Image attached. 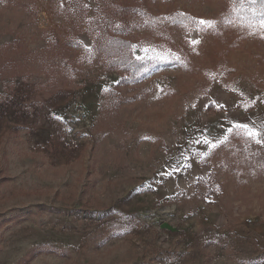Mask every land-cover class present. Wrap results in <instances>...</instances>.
Returning a JSON list of instances; mask_svg holds the SVG:
<instances>
[{"label": "rangeland", "instance_id": "1", "mask_svg": "<svg viewBox=\"0 0 264 264\" xmlns=\"http://www.w3.org/2000/svg\"><path fill=\"white\" fill-rule=\"evenodd\" d=\"M67 1H0V47L25 35L36 57L44 29L72 30ZM231 8L153 0L130 30L167 49L134 55L178 63L137 84L82 57L67 90L0 81V264L37 246L53 252L28 264H264V26Z\"/></svg>", "mask_w": 264, "mask_h": 264}, {"label": "trees", "instance_id": "2", "mask_svg": "<svg viewBox=\"0 0 264 264\" xmlns=\"http://www.w3.org/2000/svg\"><path fill=\"white\" fill-rule=\"evenodd\" d=\"M0 1L9 7L12 6L11 0ZM152 1L95 0L96 6L90 16L91 9L84 0H68V24L72 30L64 35H59L55 28L44 29L42 33L46 41L45 49L31 59H26L23 54V52H28L27 48H24L23 52L21 51L26 40L25 35H18L11 44L2 45L0 47V81L5 84L6 79L11 81L16 77L46 75L49 79L42 86L44 90H67L72 86L73 79L65 72L63 63H73L80 57L83 59L97 58L106 73L120 75L117 87L140 83L152 67L177 65L178 61L173 56L175 50L171 47L168 48L171 56L167 61L142 60L137 59L134 55L133 45L137 48L149 46L160 51L167 49L163 40L157 43L155 37L148 40L147 37H139L130 30L132 17L140 14ZM181 16L180 20L174 21L175 24L182 26L186 21L190 29L200 26L198 17L190 14ZM228 16L264 21V0H232V8L228 10ZM82 33H86L90 37V48H85L78 40V36ZM166 38L168 39V35ZM21 53L22 57H19ZM18 57L21 59L20 62ZM209 84L208 82L204 85L203 97L206 95ZM115 89L117 90V88ZM214 110L215 107L212 104L206 108L207 112H214ZM231 131L233 134L235 129ZM44 248V246L34 247L18 264H28L42 252H53Z\"/></svg>", "mask_w": 264, "mask_h": 264}, {"label": "snow or ice", "instance_id": "3", "mask_svg": "<svg viewBox=\"0 0 264 264\" xmlns=\"http://www.w3.org/2000/svg\"><path fill=\"white\" fill-rule=\"evenodd\" d=\"M200 23L203 25V24H206L207 22L202 20V21H200ZM261 25L264 26V21H261ZM249 135H256V133L249 132Z\"/></svg>", "mask_w": 264, "mask_h": 264}, {"label": "built area", "instance_id": "4", "mask_svg": "<svg viewBox=\"0 0 264 264\" xmlns=\"http://www.w3.org/2000/svg\"><path fill=\"white\" fill-rule=\"evenodd\" d=\"M248 224H250V222Z\"/></svg>", "mask_w": 264, "mask_h": 264}, {"label": "water", "instance_id": "5", "mask_svg": "<svg viewBox=\"0 0 264 264\" xmlns=\"http://www.w3.org/2000/svg\"><path fill=\"white\" fill-rule=\"evenodd\" d=\"M166 227V226H165ZM168 228V227H167Z\"/></svg>", "mask_w": 264, "mask_h": 264}]
</instances>
